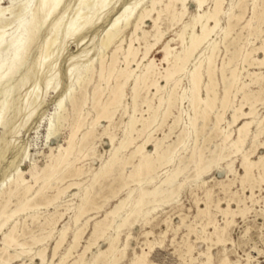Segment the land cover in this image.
<instances>
[{
	"label": "rangeland",
	"instance_id": "374dc122",
	"mask_svg": "<svg viewBox=\"0 0 264 264\" xmlns=\"http://www.w3.org/2000/svg\"><path fill=\"white\" fill-rule=\"evenodd\" d=\"M63 1L64 5L60 11L63 17L58 28L48 34L49 28L52 26V20H46L36 31L35 39L31 42L32 45H30L28 51L23 54L22 61L20 62V60H18L15 66L12 67L1 80L2 87H12L15 85L16 88L8 96L0 95V116L7 121L4 125L0 123V205L8 199L10 190H14L18 175H23L25 178H28L29 172L27 171H33L32 168L35 165L39 170L43 169L47 164L48 156L52 154L51 158H53L57 155L60 146L70 147L71 154L69 153V159L79 158L78 161H75V165H81L85 172L81 176L80 180L82 184L79 187L69 188L51 205H40L39 207L37 206V208H30L27 206L25 210L13 215L7 225L2 227L0 230V257L3 259H6V257L8 258L9 253L19 254L20 252V249L7 247L2 243L3 233L8 232L13 222L16 224V231L18 234L23 230L25 232H30L20 236V241H29L31 235L42 237L50 232L48 238L33 245L31 249L26 250L25 253L19 254L20 256L15 260L6 261L2 264H59L60 258L72 241L73 231L78 227L82 234L79 239V245L74 248L70 256L61 263L70 264L74 260H77L83 253L84 247L91 236L94 222L104 219L105 216H107L105 218V223L111 224V226L84 253L82 264H91L93 254L99 249L106 248L108 239L116 232L119 236L116 252L120 255H118V259L114 264H132L135 256H139L141 259L140 263L142 261L143 264H264V166L259 163L255 164L251 175L249 178L245 179L243 178V170L239 163L241 162V156L239 154H232L230 157V159H233L232 171L226 167L227 161H222L218 165L212 164L210 169L202 175V179L200 178L197 180V178H195L196 175L194 172L196 171L193 161L198 160L200 153L207 156L209 153L208 150L212 147L213 143H218L220 147H223L224 143L219 137H214L209 140L208 126H210V124L199 133L197 140H195L194 132H192V129L189 127L192 112L188 99L190 95V84L186 77H182L181 82L174 89L175 96L182 94L186 96L187 94L186 98L180 104L176 101L171 106V113L167 116V120L159 119L160 124L156 126L152 132V139L154 138V140H151L150 143L145 146L146 151L152 152L154 149L153 143L163 138L166 132L169 131L173 118L178 114V111L182 110L179 126L174 129L171 135L164 141V145H162L160 151L164 150L165 145L175 139L178 129L181 126L190 132L189 138L185 141L186 145L180 149L183 161H181V163L175 161L174 165L157 170L155 182H149L146 176L142 174L139 175L140 177L135 176L134 180L129 181L128 185L122 189H120V187L128 180L123 181L124 177H119L117 171L112 170L111 172V170H109L110 174H108V172L100 177L94 185L95 190L93 189L90 195L91 202L87 205L89 210L75 224L73 216L84 196V188L90 183L91 174L96 172L111 156L113 147L119 142L124 123L127 120V113L125 114L122 109L125 106L127 107V112H129L131 111L132 105L130 89L132 78H130L124 87L125 95L122 99V103L117 106L112 120L109 121L106 118H100L98 123L93 127L94 137H86V140L89 142L91 141V145L93 144V153L85 150H83V153H79L78 147L80 139L83 133L89 128L91 121L98 115L99 106L97 102H106L110 96L113 83L115 84L120 80V82H122L124 78L123 76L118 77L117 75L123 63L122 57L115 62V70L111 74L107 70V72L105 71L104 78L99 77V58L102 55H110L114 51L116 45L122 38V34L124 39L122 45L126 46L128 44L130 38V24L134 21L141 7L148 5L150 0H141L140 2L136 0L113 1L109 7L98 12L88 27L82 29L73 36H66L63 33V29L68 25V16L73 9L74 0ZM156 1L159 2L158 8L161 7L159 8L160 13L157 24L159 29L165 34L162 38V42L152 47L148 54V58H154L156 60L153 73L156 77H159L160 83L164 84L160 74H164V68L167 65L160 61L162 53L158 52V48L169 38H174L172 45L176 46L177 49L180 48L176 36L180 24L177 23L176 20L172 21L171 18L172 12H174L175 9V11H180L181 3L175 0ZM237 1L238 0H225L223 3L224 10L227 11L231 6L230 4L232 3L234 5ZM125 2L130 4L126 13L121 17L120 23L125 22L127 16L131 15L129 19L130 24L107 48H104L101 42L104 37L105 29L110 21H112L114 15L121 10ZM263 2L264 0L255 1L256 9L254 13H251V8H253L254 4L253 0H241L239 6L234 5L235 8L233 7L234 9L232 10L236 14L243 12V15L235 24L232 30L233 33L231 31L230 35L227 37V41L229 42L227 49L223 45L222 31L220 29L215 31L213 38L218 41L219 48L215 59L216 65H221L223 59L227 60V58L231 56L230 52L236 48L237 43L233 41V37H240L239 41H242L248 36V28L240 29L248 19L253 18V20H255L258 18L260 21L262 20L261 22L263 23L261 25L264 28ZM34 3L35 0H0V29L11 33L13 37L18 36L20 39L22 37L20 33L23 32L26 20L29 17L30 10ZM136 3L138 4L134 7ZM209 3H211L210 0ZM194 10L195 8L192 3H189L187 5V13L184 15L185 17H183V20H189V16ZM92 11L93 10H88L86 15L92 13ZM149 16L150 17L145 18L140 25V30L137 33L139 38L136 36L132 37L133 44L139 51L136 60H138L144 51L142 31H148L146 34L148 42H152L153 40L152 35L154 31L152 30V19L155 17L157 18V11H152ZM225 24L226 19L224 15H221L220 26L223 27ZM262 35L264 38V33ZM46 37L53 39V44L50 48V53L52 52L50 59L54 60L58 58L56 66L51 73L44 71L41 68L42 66L33 65V61L38 55L40 45ZM248 37L251 41H254V45L260 44V41L254 38V35ZM10 48L2 53L1 59L5 57ZM118 53L120 54V51ZM256 55L259 57L263 56L261 52H258ZM89 62L93 63V68L92 66L88 67ZM255 62L256 61L248 66L247 70L251 73L255 72L256 76H248L246 69H242L239 73L240 82L244 80L246 83H249L248 86L244 87L245 93L248 95L251 93L252 96L260 94L259 92L262 91V89L264 91V66H259L258 63ZM145 63L146 61L140 63L138 67H135L136 62H133L131 68L135 69L134 73H139V69L142 68ZM233 65L239 66L236 62H233ZM32 66L33 68H31ZM25 69L30 71H28L25 78L20 81L19 74L23 73ZM217 74V91L218 94H221L222 82L219 72ZM48 78L52 79L49 85L45 87L44 81ZM96 86H98V88L93 89ZM140 92L137 105L138 113L136 115L139 120L136 124L137 128H141L142 118H146L152 113L151 109L146 112L147 107L144 101L146 99L150 100L149 103L153 107L157 105V98L152 96L154 89L150 88L147 90L145 87H142ZM176 92L178 94H176ZM145 95L147 97H145ZM34 96H36L35 101L30 103L29 101ZM70 97L74 101L72 99L70 100ZM61 99H63V102L60 106L59 102ZM83 99L85 102L82 101ZM233 99L234 104L238 105L240 104L239 101H241L245 106L244 109L248 110V106L245 104L246 100L242 99L240 95H237ZM15 102L20 104L16 112L12 109L13 105L14 107L18 105L15 104ZM76 102L77 104H75ZM260 103L256 104V110L258 115L262 117L264 116V102ZM216 106H218V103H216ZM143 109L144 111H141ZM63 114L67 117L65 120L60 119V115ZM209 118L213 120V114H210ZM225 118H229V112L226 113ZM198 123L201 124V119L198 120ZM225 124L226 123L223 122L222 126L226 127ZM231 130H233L232 136H235L236 127H231ZM251 130L252 132H256V126L252 125ZM136 135V133L133 134L134 138L137 137ZM109 136H114V143L112 142L111 144ZM136 139V141L134 140V144L142 141L141 137H137ZM132 149V146H129L125 150H122L119 155L126 156ZM243 149L253 154L251 155L253 160H259V157H262L264 161V130L258 134L256 139L252 138L251 135L244 144ZM83 154L87 155L83 156ZM138 158L139 157L136 156L133 160H130L124 165V176L128 175L133 170V165L137 162ZM175 166H179V170L177 169L178 171L181 170L176 176L177 182H180L181 185L176 189V192H174V196L172 195L169 198L170 200L167 199L166 202H158L153 205L143 206L141 210H137L138 208L133 205V200L138 195L140 187L143 189H152L154 185H159V180L163 179L169 171L176 168ZM63 168V165H61V169ZM48 171H51V169L49 170L48 168ZM41 172L42 170H40V174ZM56 174H58V171L54 170L50 175V188L41 189L44 184L43 180H45V178L43 179V177H41L42 179L40 178L37 183L32 186L28 196L22 197L20 195H15L10 197L7 210L13 211L26 202L29 204L42 203L45 200L43 198V193L44 195H49L48 197L55 195L57 187L62 188L69 182L68 179L62 182L56 181ZM137 180H140V184H138ZM202 180H204V183ZM130 189L134 190L131 194L132 200L124 204L123 208L119 210L118 215L112 217L109 212L114 209L116 204L128 196ZM33 196H35L34 199L32 198ZM37 197L40 198L38 199ZM199 208H206V213L199 214ZM130 210L134 211L127 217L125 224L119 229H116L117 224L120 222V218H123L126 212ZM224 211L233 213V221L226 225V217L223 214ZM31 214L35 215L33 224L29 217ZM209 218L214 220L217 225L224 226V236H222L223 243L216 244L214 242L216 240L215 233H213L211 226L206 225ZM228 219L230 220V215ZM53 222H56V224L52 225ZM63 228H66L65 238L57 249L56 256L52 258L55 242L59 237V232ZM189 246L191 247L190 253L187 249ZM42 247L45 248V260L43 262L35 255V252ZM207 247H209V250H206ZM205 253L210 256V260H206ZM141 254H144L142 256L145 257L143 258ZM191 257L193 258L190 259ZM224 259L225 263L223 262ZM99 264L101 263L99 262Z\"/></svg>",
	"mask_w": 264,
	"mask_h": 264
},
{
	"label": "bare ground",
	"instance_id": "6f19581e",
	"mask_svg": "<svg viewBox=\"0 0 264 264\" xmlns=\"http://www.w3.org/2000/svg\"><path fill=\"white\" fill-rule=\"evenodd\" d=\"M113 1H118V0H74L73 9L70 11V14L68 16V22H67L68 25L67 27H64L63 33L66 36L76 35L82 29L88 27L91 24L93 18L96 17L98 12L109 7ZM136 1L140 2L141 0H136ZM175 1L181 3V9L180 11H175L176 10L175 9L174 12H172L173 14L171 20L172 21L176 20V22L180 24V28L176 32V36H177V40L179 41L180 48L177 49L176 46L172 45L174 38L167 39L166 41H164V43H162V45L159 48L157 47L158 52L162 53V57L160 58V61L166 63L167 65L164 68V74L163 75L160 74L161 75L160 77L163 79L164 84H161L159 77L158 76L156 77L153 73L154 72L153 68L155 67L156 60L154 58H148V54L152 49V47L157 43L160 44L165 34L159 29L157 24V19L159 18V13H160L159 8H161V7L158 8L159 2H157L156 0H150V3L148 5L141 7L139 13L137 14V16H135L134 21L131 24L129 23V19L131 15L127 16L125 22L120 23L121 17L126 13L130 4L128 2H125L122 5L121 10L114 15L112 21H110L109 25L105 29L104 37L102 39L101 44L104 48H107L129 24L131 26L130 38L128 44L126 46L122 45V42L124 40L122 34L121 35L122 38L119 41V43L116 45L114 51L112 50L113 52L110 55L107 56L102 55L99 58L98 73H99V77L102 78L106 70L110 74L115 70V62L120 57H122L123 63L117 75L118 77L123 76L124 78L122 82H120L121 81L120 80L117 81L115 84L113 83V87L110 90V96L108 97L106 102L104 103L97 102L99 106L98 115L92 121L90 120L91 123L89 128L83 133L78 147L79 153H83V150L91 151L93 153L94 150L93 144L91 145V141L90 142L87 141L86 137L89 136H91V138L94 137L93 127L98 123V120L100 118H106L109 121L112 120L117 106L121 105L122 103V99L125 95L124 87L126 86V83H128V80L130 78H132V83L130 85L132 105H131V111L129 112H127V107L125 106L122 109L125 114L127 113V120L124 123L121 138L117 143V145L113 147L111 156L109 157L108 160L105 161V163L102 166L99 167V169L96 172H93L91 174V178H90L91 181L84 188V196L82 195L83 198L81 199V203L77 207V210L75 211L73 216L75 224L89 210V208H87V205L91 202L90 195L92 190L94 189V185L97 183L98 179L104 176L105 174H107L109 170H111V172L112 170L117 171V175L119 177L122 178L124 177L123 181L128 180L124 182L123 185L120 187V189H122L128 185L129 181H133L135 176H139L142 174L146 176V179L149 182H155L154 180L156 178L157 170H160L170 165H174L175 161H178V163H181V161H183L182 160L183 156L180 153V149L184 145H186L185 141L186 139L189 138L190 132L181 126L178 129V133L176 134L175 139L172 140L170 143L166 144L165 149L160 151L162 145H164V141L171 135L173 130L179 126V123L181 122L182 110L178 111V114L173 118L172 124L170 125V127L168 126L169 131L166 132L163 138L153 143L154 145L153 151L148 152L145 150V146L149 144L151 140H154V138L152 139V132L154 131L156 126L160 124L159 119L164 120L168 118L167 116L171 113L170 112L171 106L176 101H178V103L180 104L186 98L187 94L186 96L183 94L175 96L174 93L175 91L174 89L181 82L182 77H186L188 83L190 84L189 87L190 95L188 96V99H189V105L192 115L190 117L189 127L192 129V132H194L195 140H197L198 138L197 136L199 135V133H201V131L210 124V126H208L209 140H211L214 137H219L221 141L224 143L223 147H220L218 143H213L212 147L209 148L208 150L209 153L207 156H204L202 155V153H200L198 160L193 161L196 171L194 172L196 175L195 178H197V180L200 178L202 179V175L210 169L212 164L218 165L222 161H227L226 167H228L229 170L232 171L233 159H230L232 154H239L241 156V160H240L241 162L239 163L241 164V168L243 170V178L245 179L249 178V176L252 173L253 166L255 164L259 163L260 165L264 166L263 163L264 161L262 160V157H259V160L258 159L253 160L251 158V155L253 154H251L250 152H246L243 149L244 144L251 135L252 138L256 139L258 137V134H260L264 130V126H263L264 116L260 117L256 110L257 109L256 104L260 102H264V91L263 89L260 92L257 91L260 93L257 96H252L251 93L250 95L246 94L244 91V87L248 86L249 83H246L244 80L240 82V78H239L240 71L242 69L247 70V67L252 65L254 61H256L259 66H264V38L262 35L264 33V28L261 25L263 23L261 22L262 20L260 21L258 18L253 20V18H250L240 28V29L248 28L249 29L248 36L254 35V38L259 40L260 44L254 45V41H251L248 36L242 41H239L240 37H233V41L237 43L236 48L230 52L231 56L228 57L227 60L223 59L221 65L218 66L216 65V61H215L219 51L218 41L213 38V35L217 29H220L223 34L222 36L223 45L226 49L228 48L229 42L227 41V37L230 35L235 24L242 18L243 15V12L236 14L232 9L235 8L234 5L239 6L241 0H238L234 5L231 3L230 4L231 6L227 11L224 10L223 8V3L225 2V0H210L211 3H209V0H175ZM255 1L256 0H253L254 4H253V8H251L252 9L251 13L255 12L256 9ZM189 3H192L195 10L190 14L189 20L184 21L183 17H185L184 15L187 13V5ZM137 4L138 3H136L134 7H136ZM63 5H64L63 0H35V3L30 10L29 17L26 20V25L24 26L23 32L20 33L22 34V37L20 39L18 36L13 37L11 33H8L7 31L0 29V95L8 96L16 88L15 85H13L12 87H5V88L2 87L1 80L3 76L6 73H8V71H10L12 67L15 66L18 60H20V62L22 61L23 54H25L28 51L30 45H32L31 42L33 41V39H35L34 37L36 31L41 27L42 24L46 22V20L48 19L52 20V26L49 28L48 34L52 33L58 28L63 17L60 12ZM262 9H264V7ZM88 10H93V11L92 13L86 15V12ZM152 11H157L158 14L157 18L155 17L152 19V30L154 31L152 35L153 40L152 42H148L147 41L148 39H146V34L148 31L146 32L141 30L143 32L142 39L144 41L143 44L144 51L140 55L138 60H136L139 51L134 46L132 37L133 36L138 37L137 33L140 30L141 23L144 21L145 18L150 17L149 15ZM221 15H224L226 19V24L223 27L220 26ZM52 44H53V39L50 37L49 38L46 37L44 41L41 43L38 51V55L35 57L33 61L34 66L35 65L42 66L41 68L47 73H51L54 70L58 59V58H55L54 60L50 59L52 54V52L50 53V48ZM9 48H10L9 52L5 55L3 59H1L2 53ZM119 51L120 54L118 53ZM258 52H261L263 56L262 57L257 56L256 54ZM144 61H146V63L143 65L142 68L139 69V73H134L135 69L131 68V64L133 62H136L135 67H138L139 64ZM233 62L238 63L239 66L233 65ZM88 64H89L88 67L92 66L93 68L92 62H89ZM31 68H33V66ZM28 71L30 70L25 69L23 73L19 74L20 81L25 78ZM218 72L222 82L221 94H218L217 91L218 84H217L216 76L218 75L217 74ZM247 75L256 76V73L255 72L251 73L247 70ZM51 79L52 78H48L44 81L45 87L49 85ZM142 87H145L147 90L150 88L154 89L152 96H155L157 98V103H156L157 105L153 107L149 103L150 100L146 99L144 101V103L146 104L145 106L147 107L146 112L151 109L152 113L151 115H148L146 118H142L141 128H137L136 124L139 121L136 116L138 113L137 105L139 99L138 97L139 94L141 93L140 90ZM97 88L98 86H96L93 89H97ZM176 94L178 93L176 92ZM237 95H240L242 99L246 100L245 104L248 106V110L244 109L245 106L243 103H241V101H239L240 104L238 105L234 104L233 98H235ZM145 97L147 96L145 95ZM35 99L36 96H34L29 102L33 103ZM71 99L72 98L70 97V100ZM82 101H84V99ZM62 102L63 99H61L59 102L60 106L62 105ZM216 103H218V106H216ZM15 104H18V102H15ZM75 104H77V102ZM19 106L20 104H18L16 107H14L13 105L12 107L13 111L16 112ZM141 111H144V109ZM227 112H229L228 119L225 118ZM210 114H213L214 116L213 120H210L209 118ZM66 118L67 117L64 114L60 115V119L65 120ZM199 119H201V124L198 123ZM6 122L7 121L0 116V123L4 125ZM223 122L226 123L225 125L227 128L225 126H222ZM252 125L256 126L257 128L256 132H252L251 130ZM233 126L236 127L235 136H232L233 130H231V127ZM134 133L137 134L136 136L138 138L139 137L142 138V141L140 143L134 144V140L135 141L137 140L136 139L137 137L134 138L133 136ZM113 139L114 136H109V140L111 144L113 142ZM129 146H132L133 149L129 151V153L126 156L119 155V153L122 150H125ZM69 153H70V147L60 146L58 148L57 155H55L53 158H51L52 154L48 156L47 164L45 166L43 165L44 166L43 169H40L42 170L41 174H40V170L35 165L32 168L33 171H29V170L27 171L29 172L28 178H25L23 175L17 176L15 181L16 183L14 185L15 187L14 190H10L8 199L5 200L4 203L0 205L1 206L0 230L2 229V227L7 225V223L10 221L13 215L25 210L27 206H29L30 208H34V207L37 208V206L39 207L40 205L43 206L51 205L61 195H63L66 190H68L71 187L72 188L79 187L82 184V181L80 179L85 171H83L81 165L79 166L75 165V161H78L79 158H74L70 160L69 155L71 153L70 154ZM86 155L87 154H83V156ZM136 156H138L139 158L137 162L133 165V170L128 175L124 176L123 175L124 165L127 164L130 160H133ZM61 165H63L64 167L63 169H61ZM178 167L179 166L169 171V173L165 175L163 179L159 180L160 184L154 185L152 189H143L140 187L138 195L133 200V205L138 208L137 210H141L143 206L153 205L158 202H166L167 199H169L174 194V192H176V189H178L181 185V183L177 182L176 180L177 173L181 171V170L178 171L179 170ZM48 168L49 170L51 169V171H48ZM54 170L58 171V174H56L57 176H55L56 181L62 182L65 179L69 180L66 186L62 188L57 187V192L52 197H48L49 195L47 196L44 195L43 193V198L45 200L42 203L29 204L26 202L25 204L18 206L13 211L7 210V205L10 197L15 195H20L22 197L28 196V194L32 189V186L35 183H37V181L41 177H43V179L45 178V180H43L44 184L42 181L43 185L41 189L50 188V178H51L50 175ZM108 174H110V172ZM137 182L138 184H140V180H137ZM202 182L204 183V180H202ZM133 191H134L133 189H130L128 192V196L125 199L121 200L118 204H116L114 209H112L109 212V214H111L112 217L118 215L119 210L123 208L124 204H127L129 201L132 200L131 194L133 193ZM34 197L35 196H33L32 198L34 199ZM134 210H130L126 212L125 216L123 218H120V222L117 224L116 229H119L125 224V222L127 221V217ZM206 211H207L206 208L204 209L199 208V214H204L206 213ZM229 212L224 211L223 213L224 216L226 217L225 225L233 221L232 220L233 213L232 212L229 213ZM229 215H230V220L228 219ZM29 217L32 221L31 223L33 224L35 220V215L31 214ZM106 217L107 216H105L104 219L97 220L94 222L91 236L88 240V243L84 247L83 253L78 257L77 260H74L70 264H82L84 253L111 226V224L105 223ZM55 224L56 222L52 223V225ZM206 225L211 226L213 229V233H215L216 240L214 242L216 244L223 243L222 236H224L223 235L225 229L224 226L217 225V223L211 218L207 220ZM65 230L66 228H63L59 232L58 235L59 237L56 240L53 249L52 258L56 256V251L60 247L61 243L65 238V233H66ZM27 233L30 232H25L23 230L20 234H18L16 231V224L15 222H13L10 225L8 232L3 233L2 243L7 247H14L16 249H20L19 254H22L25 253L26 250H30L33 245L42 242L43 240H45L50 236V232H49V234L42 237L31 235L29 241L26 240L20 241L19 237ZM81 235H82L81 231L77 227L72 233V241L69 244V247L63 253L62 257L60 258L59 264L63 263L64 260H66L68 256H70L71 251L79 245V239ZM118 237L119 236L117 232L114 235H112L108 239L107 247L104 249H99L96 253L93 254L91 259V264H99V262L101 264H114L118 259V255H120L116 252L117 241H119ZM187 249L188 252L190 253L191 247L189 246ZM206 250H209V247H207ZM19 254L9 253L8 258L6 257V259L0 257V264L6 261L15 260L20 256ZM35 255L38 256L43 262L45 260V248L42 247L41 249H38L35 252ZM142 255L144 254H141V256ZM209 257H210L209 255H206L207 261L210 260ZM192 258L193 257H191L190 259ZM225 259L223 260L224 263H225ZM140 260L141 259L139 256H135V259L132 264H141L142 261L140 263Z\"/></svg>",
	"mask_w": 264,
	"mask_h": 264
}]
</instances>
